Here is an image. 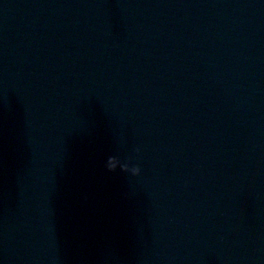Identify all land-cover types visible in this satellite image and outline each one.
<instances>
[{
  "label": "water",
  "instance_id": "obj_1",
  "mask_svg": "<svg viewBox=\"0 0 264 264\" xmlns=\"http://www.w3.org/2000/svg\"><path fill=\"white\" fill-rule=\"evenodd\" d=\"M0 264H264V0H0Z\"/></svg>",
  "mask_w": 264,
  "mask_h": 264
},
{
  "label": "clouds",
  "instance_id": "obj_2",
  "mask_svg": "<svg viewBox=\"0 0 264 264\" xmlns=\"http://www.w3.org/2000/svg\"><path fill=\"white\" fill-rule=\"evenodd\" d=\"M137 153H139L140 149H135ZM106 168L108 171H115L119 168L122 172H130L133 176H138L140 174V167L138 165H133L129 161L122 162L117 157H109L108 161L106 162Z\"/></svg>",
  "mask_w": 264,
  "mask_h": 264
}]
</instances>
